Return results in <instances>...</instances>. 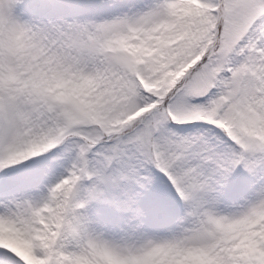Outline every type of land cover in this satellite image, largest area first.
I'll return each mask as SVG.
<instances>
[{
    "label": "snow or ice",
    "instance_id": "obj_1",
    "mask_svg": "<svg viewBox=\"0 0 264 264\" xmlns=\"http://www.w3.org/2000/svg\"><path fill=\"white\" fill-rule=\"evenodd\" d=\"M0 264H264V0H0Z\"/></svg>",
    "mask_w": 264,
    "mask_h": 264
}]
</instances>
